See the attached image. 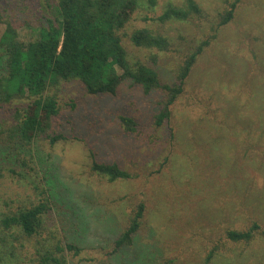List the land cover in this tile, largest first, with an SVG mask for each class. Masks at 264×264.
<instances>
[{
  "label": "rangeland",
  "instance_id": "1",
  "mask_svg": "<svg viewBox=\"0 0 264 264\" xmlns=\"http://www.w3.org/2000/svg\"><path fill=\"white\" fill-rule=\"evenodd\" d=\"M187 1L142 3L122 36L130 60L155 70L162 85L178 84L186 59L207 43L169 118L158 124L163 90L145 94L124 80L117 95L95 96L79 80L64 82L50 91L61 108L50 136L63 139H36L39 164L0 160V213L44 204L40 241H61L64 264H264V0H193L199 15L159 20ZM234 2L233 19L221 25ZM5 6L20 17L19 41L31 42L36 32L26 25L39 22L37 0ZM5 29L0 24V39ZM139 29L169 39L168 49L135 47L130 35ZM93 158L132 178L110 182L92 170ZM141 205L132 243L118 248ZM255 224L250 242L229 239ZM10 250L0 264L28 263L26 251Z\"/></svg>",
  "mask_w": 264,
  "mask_h": 264
},
{
  "label": "trees",
  "instance_id": "2",
  "mask_svg": "<svg viewBox=\"0 0 264 264\" xmlns=\"http://www.w3.org/2000/svg\"><path fill=\"white\" fill-rule=\"evenodd\" d=\"M157 1L37 0V26L25 18L32 24L26 26L33 28L36 35L31 42L24 44L19 41L17 20L20 17L7 10L5 0H0V24L6 26L0 39V112L15 106L13 112L0 120L2 162L28 157L39 164L41 160L36 158L37 150L32 148L36 139L48 136L52 144L63 139L60 135L50 136L61 117L57 98L50 91L64 82L79 80L87 92L95 96L117 95L124 80H131L145 94L163 90L165 102L158 124L170 117V106L183 93L185 80L207 43L198 46L186 59L176 85H162L155 70L142 62H132L122 42L123 31L142 3L153 7ZM27 5L32 4L29 1ZM235 10L236 2L231 4L221 25L233 19ZM200 13L196 3L188 0L185 8L168 7L159 20L162 23L184 21ZM168 40L148 29L136 30L130 35L132 44L140 49L164 51L168 49ZM121 121L128 131L135 130L133 119L121 117ZM92 170L110 182L132 178L117 164L99 163L95 158ZM47 212L46 206L39 204L0 213V254L4 255V251L11 248L12 255L26 251L28 263L25 264H64L61 241L54 245L50 243V247L40 241V229ZM143 214L144 206L141 205L131 226L117 241L118 248L132 243V235L138 231ZM257 229L259 227L255 224L248 232L230 231L228 237L235 242H250ZM26 241L30 244L25 247ZM15 242L20 245H14ZM66 248L78 254L75 245L67 244Z\"/></svg>",
  "mask_w": 264,
  "mask_h": 264
}]
</instances>
